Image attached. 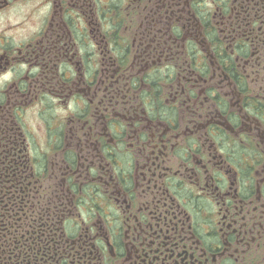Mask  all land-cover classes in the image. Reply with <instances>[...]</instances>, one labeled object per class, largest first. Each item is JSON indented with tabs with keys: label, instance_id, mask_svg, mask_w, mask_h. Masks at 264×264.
Listing matches in <instances>:
<instances>
[{
	"label": "flooded vegetation",
	"instance_id": "flooded-vegetation-1",
	"mask_svg": "<svg viewBox=\"0 0 264 264\" xmlns=\"http://www.w3.org/2000/svg\"><path fill=\"white\" fill-rule=\"evenodd\" d=\"M0 264H264V0H0Z\"/></svg>",
	"mask_w": 264,
	"mask_h": 264
}]
</instances>
